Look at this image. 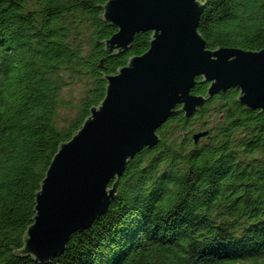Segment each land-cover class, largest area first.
<instances>
[{"label":"trees","instance_id":"obj_1","mask_svg":"<svg viewBox=\"0 0 264 264\" xmlns=\"http://www.w3.org/2000/svg\"><path fill=\"white\" fill-rule=\"evenodd\" d=\"M100 1L0 0V264H264V115L234 99V87L206 97L188 117L176 111L160 123L156 143L126 162L107 208L51 259L5 247L18 245L30 221L55 140L101 99L99 71L146 49L149 30L134 32L114 54L92 42L114 31L97 17ZM202 7L196 30L209 49L264 44V0H203ZM195 77L190 91L205 94L209 82ZM72 82L81 92L61 124Z\"/></svg>","mask_w":264,"mask_h":264},{"label":"water","instance_id":"obj_2","mask_svg":"<svg viewBox=\"0 0 264 264\" xmlns=\"http://www.w3.org/2000/svg\"><path fill=\"white\" fill-rule=\"evenodd\" d=\"M97 17L113 25L101 49H126L134 32L149 30L146 49L129 54L115 71L99 76L103 95L89 104L67 138L56 139L48 167L33 191L30 221L22 226L14 255L48 261L63 250L74 230L89 225L107 207L118 176L140 147L158 140L155 132L169 115L188 117L206 97L237 88L234 99L264 115V44L253 50L207 47L196 30L203 0H102ZM264 36V31H263ZM195 76L208 81L205 94H193ZM179 103L178 108L176 105ZM206 130L194 132L197 140ZM110 181L109 184L107 182Z\"/></svg>","mask_w":264,"mask_h":264},{"label":"rangeland","instance_id":"obj_3","mask_svg":"<svg viewBox=\"0 0 264 264\" xmlns=\"http://www.w3.org/2000/svg\"><path fill=\"white\" fill-rule=\"evenodd\" d=\"M80 92H81V85L77 82L70 83L66 88V90L64 91L63 94L67 99H69L70 104L66 107H62V109L59 112L60 117H62V119H59L61 124L62 122L65 121L64 117H71L73 115L74 105H72V100L74 97H76L77 94L80 95Z\"/></svg>","mask_w":264,"mask_h":264}]
</instances>
